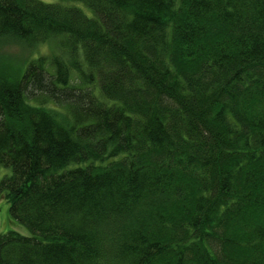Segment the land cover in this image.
I'll use <instances>...</instances> for the list:
<instances>
[{
	"label": "trees",
	"instance_id": "1",
	"mask_svg": "<svg viewBox=\"0 0 264 264\" xmlns=\"http://www.w3.org/2000/svg\"><path fill=\"white\" fill-rule=\"evenodd\" d=\"M0 50V264H264V0H0Z\"/></svg>",
	"mask_w": 264,
	"mask_h": 264
},
{
	"label": "rangeland",
	"instance_id": "2",
	"mask_svg": "<svg viewBox=\"0 0 264 264\" xmlns=\"http://www.w3.org/2000/svg\"><path fill=\"white\" fill-rule=\"evenodd\" d=\"M45 1H53V0H45ZM53 45L45 43L43 46L39 48V51L46 54H51L54 51ZM34 50V48H33ZM9 55L16 58L23 54H28L29 52L26 50L21 49V46L19 44L11 45L10 47L7 46L5 50ZM1 53V50H0ZM32 56L34 55V52L31 53ZM19 59L11 60L12 63L18 64ZM11 169L2 167L0 168V176L3 177L4 174L10 173ZM9 230H16L22 234L29 235L30 231L29 229L22 225L19 221L13 219L11 213H10V202L6 198H0V234L8 232Z\"/></svg>",
	"mask_w": 264,
	"mask_h": 264
}]
</instances>
